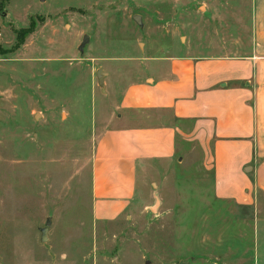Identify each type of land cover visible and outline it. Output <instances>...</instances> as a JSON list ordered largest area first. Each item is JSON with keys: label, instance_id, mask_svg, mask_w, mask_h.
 <instances>
[{"label": "rangeland", "instance_id": "obj_1", "mask_svg": "<svg viewBox=\"0 0 264 264\" xmlns=\"http://www.w3.org/2000/svg\"><path fill=\"white\" fill-rule=\"evenodd\" d=\"M250 18L251 0H0V264H264V216L214 198L195 151L139 178L120 215L99 217L92 193L124 86L229 44L232 24L247 37Z\"/></svg>", "mask_w": 264, "mask_h": 264}, {"label": "crops", "instance_id": "obj_2", "mask_svg": "<svg viewBox=\"0 0 264 264\" xmlns=\"http://www.w3.org/2000/svg\"><path fill=\"white\" fill-rule=\"evenodd\" d=\"M250 19L247 37L232 24L229 44L160 56L145 78L124 86L119 123L95 134L99 217L123 213L139 178L191 151L211 176L214 198L264 216V0H251Z\"/></svg>", "mask_w": 264, "mask_h": 264}, {"label": "water", "instance_id": "obj_3", "mask_svg": "<svg viewBox=\"0 0 264 264\" xmlns=\"http://www.w3.org/2000/svg\"><path fill=\"white\" fill-rule=\"evenodd\" d=\"M134 19H135V21L139 22V16L138 15H135ZM88 40H89V36L87 34H84L78 49L79 50H83V47L88 42ZM95 75H96V79H97L98 85L103 88L105 86L104 77L106 75V72L103 69L98 68L95 71ZM50 223H51V217H47L46 220H45L44 226L41 227V229H40V231H41L40 240L41 241H45L46 240V232H47V228L50 225Z\"/></svg>", "mask_w": 264, "mask_h": 264}, {"label": "trees", "instance_id": "obj_4", "mask_svg": "<svg viewBox=\"0 0 264 264\" xmlns=\"http://www.w3.org/2000/svg\"><path fill=\"white\" fill-rule=\"evenodd\" d=\"M26 32L25 29H22L20 32L17 33V42H20L21 40H23V33Z\"/></svg>", "mask_w": 264, "mask_h": 264}]
</instances>
